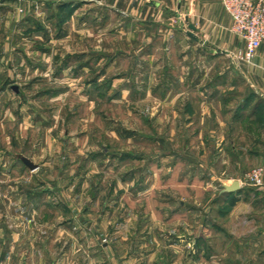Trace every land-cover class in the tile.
<instances>
[{"label": "rangeland", "instance_id": "1", "mask_svg": "<svg viewBox=\"0 0 264 264\" xmlns=\"http://www.w3.org/2000/svg\"><path fill=\"white\" fill-rule=\"evenodd\" d=\"M46 8L28 11L31 20L9 41L0 27V47L13 50L0 63V189L55 190L59 248L76 257L106 247L131 264H248L227 226L223 184L237 173L234 163V173H222L221 159L234 149L211 146L210 133L181 130L185 101L164 108L148 97L145 69L123 60L105 76L97 64L84 72L72 61L68 68L69 53L81 55L84 39L98 44L96 29L62 37L65 18L51 21ZM242 129L234 134L246 136L245 150L253 151L240 162L250 165L245 178L262 167L252 164L264 152L254 145L264 144V117Z\"/></svg>", "mask_w": 264, "mask_h": 264}, {"label": "crops", "instance_id": "2", "mask_svg": "<svg viewBox=\"0 0 264 264\" xmlns=\"http://www.w3.org/2000/svg\"><path fill=\"white\" fill-rule=\"evenodd\" d=\"M36 4L47 7L51 21L59 13L65 18L62 37L74 36V32L86 36V29H96L98 44L91 45L96 39H84L81 55L76 50L69 53L71 62H82L84 72L97 64L105 68V76L107 69L122 60L128 62L127 67L145 69L148 97L161 100L164 108H174L177 100L185 101L184 109L178 108L180 115L187 116L181 130L195 128L210 133L211 146L234 149L220 162L222 173H237L224 182V190L235 181L241 182L240 190L225 191L231 203L228 234L232 244L242 245L248 264H264V185L254 187L243 182L250 165L242 167L240 162L253 151L245 150L251 146L245 144L246 136L234 134L239 128L243 131L242 125L248 120L264 117V46L252 65L241 69L234 65L228 53L242 43L231 32L232 19L221 0H0V27L6 40L14 28L26 27L32 18H28V11ZM191 25L196 28L193 32ZM75 26L78 31L69 32ZM6 44L0 47V63L3 55L9 57L13 51L10 43ZM43 50L35 48L33 53ZM45 51L52 53L54 49ZM71 62L68 68L74 67ZM239 84L246 86V93L236 91ZM254 145L264 148L260 139H254ZM236 148L243 150L235 153ZM220 158L214 159V165ZM231 163L236 166L234 170L229 168ZM252 165L264 167V152ZM56 195L53 189L37 187L0 189V264H131L127 256L110 257L106 247L86 259L76 257L74 250H60L59 223L55 220L58 203L53 201ZM67 240L72 248L74 240Z\"/></svg>", "mask_w": 264, "mask_h": 264}, {"label": "built area", "instance_id": "3", "mask_svg": "<svg viewBox=\"0 0 264 264\" xmlns=\"http://www.w3.org/2000/svg\"><path fill=\"white\" fill-rule=\"evenodd\" d=\"M221 1L232 19V34L242 43L240 48L229 52L228 56L234 65L241 69L243 65L252 64L264 46V0ZM263 176L264 167H257L245 176L243 182L254 187H262Z\"/></svg>", "mask_w": 264, "mask_h": 264}, {"label": "water", "instance_id": "4", "mask_svg": "<svg viewBox=\"0 0 264 264\" xmlns=\"http://www.w3.org/2000/svg\"><path fill=\"white\" fill-rule=\"evenodd\" d=\"M189 29H190L191 32H193V31H195L196 28H195L194 25H191V26L189 27ZM191 32L189 33V36H190V37H194V36L192 35ZM240 189H241V184H240V182H239V181H235V182L232 183L231 186L226 187V188H225V191L228 192V193H234V192H236V191H238V190H240Z\"/></svg>", "mask_w": 264, "mask_h": 264}]
</instances>
